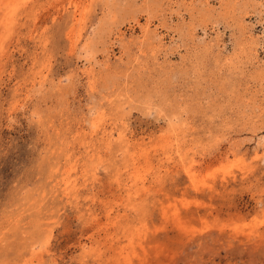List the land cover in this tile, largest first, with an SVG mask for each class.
<instances>
[{"label": "rangeland", "instance_id": "rangeland-1", "mask_svg": "<svg viewBox=\"0 0 264 264\" xmlns=\"http://www.w3.org/2000/svg\"><path fill=\"white\" fill-rule=\"evenodd\" d=\"M0 264H264V0H0Z\"/></svg>", "mask_w": 264, "mask_h": 264}]
</instances>
